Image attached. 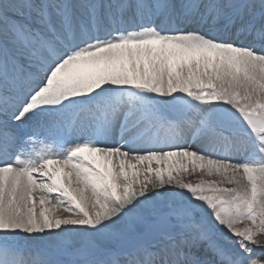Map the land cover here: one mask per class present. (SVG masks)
I'll list each match as a JSON object with an SVG mask.
<instances>
[{"label":"snow or ice","instance_id":"1","mask_svg":"<svg viewBox=\"0 0 264 264\" xmlns=\"http://www.w3.org/2000/svg\"><path fill=\"white\" fill-rule=\"evenodd\" d=\"M0 264H264V0H0Z\"/></svg>","mask_w":264,"mask_h":264}]
</instances>
